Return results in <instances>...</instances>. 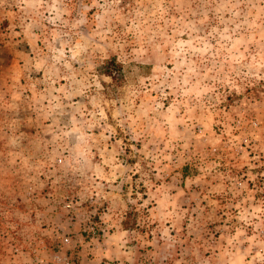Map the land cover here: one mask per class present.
I'll return each mask as SVG.
<instances>
[{"label":"rangeland","instance_id":"obj_1","mask_svg":"<svg viewBox=\"0 0 264 264\" xmlns=\"http://www.w3.org/2000/svg\"><path fill=\"white\" fill-rule=\"evenodd\" d=\"M94 262L264 264V0H0V264Z\"/></svg>","mask_w":264,"mask_h":264},{"label":"trees","instance_id":"obj_2","mask_svg":"<svg viewBox=\"0 0 264 264\" xmlns=\"http://www.w3.org/2000/svg\"><path fill=\"white\" fill-rule=\"evenodd\" d=\"M121 67L114 63V61H110L107 63L105 67V74L111 78H116V75L120 72Z\"/></svg>","mask_w":264,"mask_h":264},{"label":"crops","instance_id":"obj_3","mask_svg":"<svg viewBox=\"0 0 264 264\" xmlns=\"http://www.w3.org/2000/svg\"><path fill=\"white\" fill-rule=\"evenodd\" d=\"M107 252L105 253L106 256H110V254H112L114 252V249L112 246L107 244ZM104 257V256H103ZM109 258V257H108ZM94 264H98V262H94ZM108 264V263H105Z\"/></svg>","mask_w":264,"mask_h":264}]
</instances>
